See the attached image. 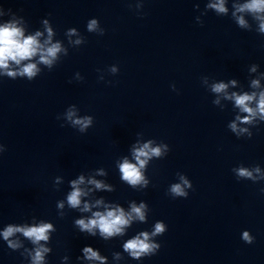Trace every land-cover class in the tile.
<instances>
[{"label": "clouds", "instance_id": "clouds-1", "mask_svg": "<svg viewBox=\"0 0 264 264\" xmlns=\"http://www.w3.org/2000/svg\"><path fill=\"white\" fill-rule=\"evenodd\" d=\"M208 7L216 10L217 13L227 14L228 9L225 7V0H216L215 3H211ZM235 11L233 16L236 17V21L241 28H248V22L243 16H236V13H249L252 15L253 19L259 21V32L264 33V0H247L246 3L234 5ZM87 30L89 32H96L98 30V22L95 19L90 20L87 23ZM48 39L42 44L39 37L42 35L40 32H36L35 35H24V29L18 26V22L13 20L11 22L4 23L0 25V70L12 78L17 76H26L29 80L37 75L39 68L37 63H26L19 71L10 70V62L16 65H21L23 61H31L34 57H39V63L52 66L53 62L57 59L59 53L63 51L62 46L59 42L52 43V29L48 28ZM69 35H74L75 29L69 30ZM103 30H100V35H103ZM76 44H80L81 40H76ZM113 72L116 68L111 69ZM252 71H256V67L253 66ZM233 86L235 81L230 82ZM229 87L228 84L220 82L215 83L211 86V90L214 93H225V98L234 101V104L242 113H247L243 118L237 116V120L241 123H251L257 117L264 120V90L259 92L253 91L251 93L245 92L243 94H237L235 92L228 95L226 90ZM251 87L253 89H258L260 87V82L258 79L251 81ZM219 103V101H216ZM255 105L254 107L252 105ZM68 119L72 121L73 125H78L80 131L83 132L87 129L91 123V117H83L73 119L74 113L69 111ZM230 129L236 133L238 136L241 133L247 132L246 128H238L236 122H232L229 125ZM250 138H251V134ZM166 147V146H165ZM134 158L136 163L133 164L125 159L120 165V172L122 173V179L126 181L129 185L136 186L139 184L147 185V181L143 179L141 175V169L144 168L148 159L151 157H159L161 155L160 147H151V142L144 144L140 148L134 149ZM237 175L239 177L248 178L251 180H256L257 177L253 175V172L259 173V167L254 170H248L246 168L236 169ZM264 179V176L260 177ZM182 183L173 184L171 186V193L175 196H187L185 187H191V184L187 179L181 177ZM84 177L80 176L77 180L71 182L72 191L67 196L68 205L71 208H80L81 197L88 194L87 191L83 190L80 185L84 184ZM89 184L95 185L97 189L106 188L107 185L90 179ZM261 193H264V188L260 189ZM103 203L102 200L96 201V206ZM58 207L63 208V203H60ZM91 205L84 203L81 211L88 212L91 210ZM139 219L140 221L145 220V205L142 203L137 206L135 203L131 205V210L125 212L123 208L119 206L111 207L105 205V210L103 212L96 211L92 214L91 218L88 219H78L74 223L78 226L81 232H87L93 236L96 235V230H99L100 235L104 239H108L115 235L123 234L124 228L130 224L133 219ZM54 231L53 225L51 223H45L41 221L39 224L33 226H7L3 232H0V236L7 242V246L13 250L20 248L22 245L18 240H12L17 233L21 234L24 238L31 242V244L36 247L29 252L31 257V264H44L45 254H47L50 249L42 245L40 242H47L49 240L50 232ZM165 231V225L163 223H156L155 230L151 233L152 236L161 234ZM242 239L247 244H252L254 242V237L249 234L248 231H244L242 234ZM124 250L129 253L130 256L138 258L142 255L154 254L159 248L158 244L152 243L150 240V234L148 232H141L139 235L133 239L128 240L124 244ZM84 256L88 260H99L101 264H104V258L101 257L97 251H93L91 247L83 248Z\"/></svg>", "mask_w": 264, "mask_h": 264}]
</instances>
